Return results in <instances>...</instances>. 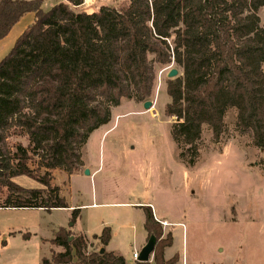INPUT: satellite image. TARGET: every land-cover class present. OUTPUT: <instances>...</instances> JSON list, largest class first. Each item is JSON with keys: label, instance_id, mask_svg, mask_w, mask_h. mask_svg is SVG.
Segmentation results:
<instances>
[{"label": "trees", "instance_id": "1", "mask_svg": "<svg viewBox=\"0 0 264 264\" xmlns=\"http://www.w3.org/2000/svg\"><path fill=\"white\" fill-rule=\"evenodd\" d=\"M83 1L56 2L43 11L44 0H0V41L22 16L34 15L0 61V190L7 192L0 209H68L50 186V172L83 169L82 150L110 122L111 108L149 99L155 64L173 62L182 71L166 84L164 115L176 119L170 137L186 168L196 164L203 126L218 142L230 109L239 133L264 149V26L258 17L264 0H128L75 15ZM12 129L27 137L26 148L8 147ZM19 176L42 188L16 185L12 179ZM140 208L146 241H156L151 260L133 264H175L177 254L164 258L171 233L163 238L151 207ZM79 214L71 210L70 228H58L49 241L60 251L52 248L40 264H127L113 252L88 251L87 238L71 231ZM92 238L106 247L110 229Z\"/></svg>", "mask_w": 264, "mask_h": 264}, {"label": "rangeland", "instance_id": "2", "mask_svg": "<svg viewBox=\"0 0 264 264\" xmlns=\"http://www.w3.org/2000/svg\"><path fill=\"white\" fill-rule=\"evenodd\" d=\"M53 2L46 0L43 11L49 10ZM126 3L128 0H84L73 11L75 15L78 11L91 14L103 6L119 7ZM258 17L263 27L264 8L258 10ZM26 20L0 42V61L23 32ZM172 69L178 71V77L182 75L181 68L173 62L154 65L155 81L147 100L152 102L149 110L144 109V102L129 100L111 108L109 124L96 130L82 150L85 170L91 174L99 169L98 173L90 177L83 170L71 179L70 188L64 191L66 201L90 205L92 194L96 193L97 202L151 204L159 217L174 224L160 225L163 238L172 231L175 252L180 256L184 252L188 264H264V150L254 147L249 135L239 133L236 111L230 109L218 142L210 129L203 126L196 164L186 168L178 159L180 149L170 137L176 119L164 115L170 102L166 84L173 80L167 74ZM7 144L15 151L18 145L26 148L28 140L20 130L12 129ZM29 166L35 167L30 162ZM12 181L25 189L39 187L26 176ZM58 184L62 185V180ZM6 196V190H0V206ZM141 211L120 205L86 207L82 208L80 218L94 233H100V226L113 230L109 247L125 254L130 262L134 246L145 234ZM69 217L70 213L61 210L47 213L36 209H0V264H40L43 258L49 259L53 248L49 241L58 228H70ZM28 233L29 239H24L23 235ZM99 246L98 242H90L88 251Z\"/></svg>", "mask_w": 264, "mask_h": 264}, {"label": "crops", "instance_id": "3", "mask_svg": "<svg viewBox=\"0 0 264 264\" xmlns=\"http://www.w3.org/2000/svg\"><path fill=\"white\" fill-rule=\"evenodd\" d=\"M45 1L46 0H44V2H43V4H42V7H43V5H44V3H45ZM61 1H64V0H60V1H58V2H61ZM51 2H53L52 0H51ZM53 3H55V2H53ZM54 5V4H53ZM43 10V9H42ZM88 14H90V13H88ZM27 18H30V19H28V21L26 20ZM24 20H26L25 21V25L23 26V28H22V30L24 31L28 26H30L32 23H33V20H34V15L32 14V13H28V14H25L24 16H22L21 18H20V20L14 25V27L15 26H17L19 23H21V22H23ZM13 27V28H14ZM12 28V29H13ZM11 29V30H12ZM11 30H10V32H11ZM21 30V31H22ZM9 32V33H10ZM22 34V33H21ZM20 34V35H21ZM19 35V36H20ZM8 36V35H7ZM6 36V37H7ZM3 40V39H2ZM1 40V41H2ZM0 41V42H1ZM109 124V123H108ZM105 126V125H104ZM101 127H103V126H101ZM100 127V128H101ZM99 129V128H98ZM97 129V130H98ZM96 131V130H95ZM94 131V132H95ZM93 132V133H94ZM92 133V134H93ZM91 134V135H92ZM90 135V136H91ZM90 138V137H89ZM83 161V160H82ZM83 164H84V168L81 170V171H79V172H76V173H74V174H72V175H68L67 173H65L64 171H62V170H58V169H56V170H52L50 173H51V176H52V180H51V182H50V186L51 187H56V188H58V190H59V195L62 197V198H64L65 199V201H66V198H65V196H64V191H66V190H68L70 187H69V183H70V181H71V179H73L74 177H77L80 173H82L83 172V170H85L86 169V165H85V163H84V161H83ZM98 170L99 169H97V170H95L93 173H91L90 174V172H89V175H90V177H93V176H96L97 175V173H98ZM56 177H58V181L59 182H61V180H62V185H60V184H58V181H57V179H56ZM40 188H42V186L39 184V187L38 188H33V189H40ZM97 197H96V193H95V195H94V193L92 194V203L90 204V205H84V206H79L78 204H71V203H69V202H67L66 201V203H67V205L69 206V208L68 209H65V210H62V209H56V210H61V211H66L67 213H71V210L72 209H74V208H79V212L81 213V210H82V208H86V207H88V208H107L108 206H127V207H132V208H138V209H141L140 207H142V204H140V203H138V204H127V203H123V204H121V203H118V204H107V203H104V202H97ZM148 206H150L152 209H153V211H154V214H153V216H154V218H155V220L156 221H163V222H166L169 226L168 227H172L174 224L173 223H170L167 219H165V218H162V217H159V215H158V213H157V211H156V209H155V207L154 206H152L151 204H148ZM37 210H42V209H37ZM43 211V210H42ZM53 211V210H52ZM142 212V211H141ZM141 221H142V225L144 224V215H143V212H142V217H141ZM87 223H84L82 220H81V218H80V214H79V218L77 219V221H76V224H75V226L71 229L72 230V232H74L75 234H82V235H84L86 238H87V240H88V243L90 244V242H98V241H96V240H93V236H97V237H99L100 235H101V233H102V230L104 229V228H106V226H104L103 228L100 226V233L98 232V233H94V232H92V230H90V228H89V226H87L86 225ZM180 225H182L183 226V224H180ZM181 226V227H182ZM184 227V226H183ZM110 229V228H109ZM170 232H171V235H172V238H173V245L171 246V247H169V248H166L165 250H164V258H165V260H169V259H171L175 254H177L178 255V253H176L175 252V239H174V237H173V233H172V231L170 230ZM146 238H147V234H146V232H145V234L142 236V238H141V240L134 246V248H133V250H132V252H134V251H140V249L145 245V243H146ZM112 239H113V230H112V232H111V230H110V241H109V243H111V241H112ZM109 243H108V245L106 246V247H102V246H99V248L97 249V250H99V251H101V250H105V251H109V252H113V253H115V254H118V255H120V256H122L124 259H125V261H126V263L127 264H133L134 263V261H133V259H132V257H131V261L129 262V260L130 259H127V257H126V255L125 254H123V253H121L119 250H114V249H112V248H110L109 247ZM183 243H184V234H182V246H183ZM172 251V252H171ZM178 257H179V259H178V262H180L181 261V264H188V258H187V255L184 253V252H182V255L180 256V255H178Z\"/></svg>", "mask_w": 264, "mask_h": 264}, {"label": "water", "instance_id": "4", "mask_svg": "<svg viewBox=\"0 0 264 264\" xmlns=\"http://www.w3.org/2000/svg\"><path fill=\"white\" fill-rule=\"evenodd\" d=\"M178 77V71L175 69H172L171 71H169V73L167 74V78L168 79H175ZM143 107L146 110H149L152 107V102L151 101H146L143 103ZM264 149H261V151H263ZM85 174L89 175V171L85 170ZM71 240V237H70ZM155 238L153 236H151L145 243V245L141 248V250L139 251V255H138V262H148L151 260L152 257V252L154 249V245H155ZM103 250H101L100 252H102Z\"/></svg>", "mask_w": 264, "mask_h": 264}, {"label": "built area", "instance_id": "5", "mask_svg": "<svg viewBox=\"0 0 264 264\" xmlns=\"http://www.w3.org/2000/svg\"><path fill=\"white\" fill-rule=\"evenodd\" d=\"M161 226H163V227H166V226H168V224L166 223V222H163V221H157ZM138 255H139V252L138 251H134L133 253H132V259L134 260V261H137V259H138Z\"/></svg>", "mask_w": 264, "mask_h": 264}]
</instances>
